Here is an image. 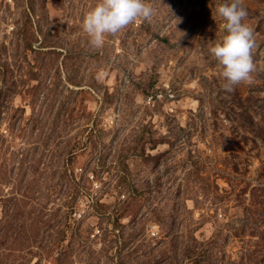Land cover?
<instances>
[{"label":"rangeland","instance_id":"374dc122","mask_svg":"<svg viewBox=\"0 0 264 264\" xmlns=\"http://www.w3.org/2000/svg\"><path fill=\"white\" fill-rule=\"evenodd\" d=\"M98 2L0 0V264H264V0L233 91L232 0H145L94 48Z\"/></svg>","mask_w":264,"mask_h":264},{"label":"clouds","instance_id":"9594fccd","mask_svg":"<svg viewBox=\"0 0 264 264\" xmlns=\"http://www.w3.org/2000/svg\"><path fill=\"white\" fill-rule=\"evenodd\" d=\"M243 0L218 3L215 14L224 21L226 34L215 42L209 51L218 62L220 75L225 81L222 87L233 91L241 83L251 82L255 70L252 58L253 30L243 23L247 10ZM153 8L145 0H99L83 19V30L94 48H100L106 34L115 35L138 19L150 20Z\"/></svg>","mask_w":264,"mask_h":264}]
</instances>
